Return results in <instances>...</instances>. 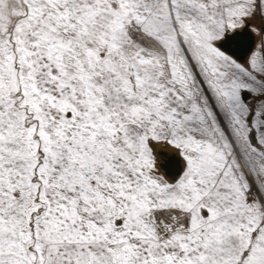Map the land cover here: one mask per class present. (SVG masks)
Returning <instances> with one entry per match:
<instances>
[{
	"label": "snow or ice",
	"instance_id": "obj_1",
	"mask_svg": "<svg viewBox=\"0 0 264 264\" xmlns=\"http://www.w3.org/2000/svg\"><path fill=\"white\" fill-rule=\"evenodd\" d=\"M0 264H264V0H0Z\"/></svg>",
	"mask_w": 264,
	"mask_h": 264
}]
</instances>
